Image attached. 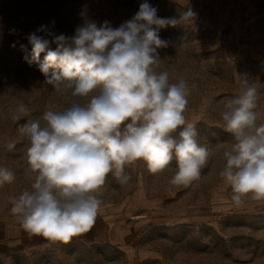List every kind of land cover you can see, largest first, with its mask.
I'll list each match as a JSON object with an SVG mask.
<instances>
[{
  "label": "rangeland",
  "instance_id": "374dc122",
  "mask_svg": "<svg viewBox=\"0 0 264 264\" xmlns=\"http://www.w3.org/2000/svg\"><path fill=\"white\" fill-rule=\"evenodd\" d=\"M188 2L196 18L161 29L169 46L159 52L173 79L187 81L184 115L196 124L199 143L213 149L201 177L187 186L170 185L175 160L158 174L142 160L131 162L125 166L130 181L122 185L109 173L100 193L102 204L112 203L116 215L127 218L117 220L115 232L96 218L89 232L68 244L29 236L10 213L8 200L35 178L25 171L27 141L18 125L45 109L66 107L71 98L43 85L38 66L24 61L32 47L27 35L41 25L72 35L85 5L98 25L108 21L118 27L143 3L164 18ZM244 73L260 84L257 122L264 123V0H0V166L16 177L0 187V264H264V201L234 202L219 176L232 141L220 112L224 100L238 93ZM20 101L30 114L14 122L11 112ZM10 140L16 141L11 151Z\"/></svg>",
  "mask_w": 264,
  "mask_h": 264
},
{
  "label": "clouds",
  "instance_id": "9594fccd",
  "mask_svg": "<svg viewBox=\"0 0 264 264\" xmlns=\"http://www.w3.org/2000/svg\"><path fill=\"white\" fill-rule=\"evenodd\" d=\"M79 16L82 23L70 36L46 25L28 34L31 53L23 57L29 66H38L43 85L70 97V103L45 109L36 118H26L30 110L23 101L11 112L14 122L26 118L18 132L27 141L25 171L35 178L30 188L8 197L10 213L29 236L64 244L93 227L109 173L123 185L131 179L125 169L131 162L142 160L158 174L175 160L168 183L187 186L201 177L213 150L199 143L196 124L184 115L187 81L173 79L159 52L169 46L160 38L161 29L196 18L190 3L164 18L143 3L118 27L108 21L98 25L87 5ZM237 84L238 93L224 100L220 112L232 141L223 152L219 176L234 202L264 201V123L257 122L256 111L260 84L247 73L239 74ZM6 147L13 150L16 141ZM15 178L0 166V187Z\"/></svg>",
  "mask_w": 264,
  "mask_h": 264
},
{
  "label": "crops",
  "instance_id": "0c3cea01",
  "mask_svg": "<svg viewBox=\"0 0 264 264\" xmlns=\"http://www.w3.org/2000/svg\"><path fill=\"white\" fill-rule=\"evenodd\" d=\"M116 213H120L117 211L116 207L112 203H106L102 204L100 207V211L98 213V221L102 223V226L104 229H106V226L111 230V232H115V228L117 227V220H126L125 215H116ZM137 216V215H136ZM134 217V216H133ZM114 223V224H113ZM107 228V229H108Z\"/></svg>",
  "mask_w": 264,
  "mask_h": 264
}]
</instances>
